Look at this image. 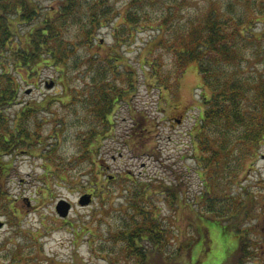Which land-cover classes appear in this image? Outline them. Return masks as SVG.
I'll use <instances>...</instances> for the list:
<instances>
[{
    "label": "trees",
    "instance_id": "obj_1",
    "mask_svg": "<svg viewBox=\"0 0 264 264\" xmlns=\"http://www.w3.org/2000/svg\"><path fill=\"white\" fill-rule=\"evenodd\" d=\"M187 1L0 0V213L11 216L15 209L16 198L9 184L17 169L18 153L39 151L50 161L47 172L70 185L79 183V173L83 178L82 169L69 175L59 156L46 148L49 138L54 143L60 141L68 124V114L58 112L56 105L69 108L74 103L72 73L81 63L94 71L86 90L89 118L86 116V126L78 135L86 165L93 169L97 166L87 175L85 186L96 189H104L117 179L106 177L100 181L96 171L102 164L96 158L100 141L117 130L115 113L124 103L131 115L129 128L123 130L125 144L130 150L136 148L137 155L152 153L150 137L158 132L161 118L145 113L134 101L141 83L138 71H142L144 85L159 88L161 108L168 111L174 83L178 85L186 66L195 63L203 110L190 131L191 152L202 170L200 178L206 188L197 196V202H189L182 195V182L161 181L158 185L152 179L128 178L134 182L133 187H127L129 206L121 224L110 234L123 244L121 257L133 264H154L158 257L159 264H191L198 239L205 236L210 240V231L203 222L208 219L225 232L239 234L237 249L226 263L232 260L230 264H244L255 256L248 228H240L254 206L255 196L248 190L237 195L226 193V187L238 179L264 142V71H254L258 65L264 66V0H216L197 18L182 23L179 19ZM110 25L115 41L107 48L96 40L98 31ZM139 28L156 32L153 43L173 53L175 68L165 72L162 54L157 56L155 49L144 54L139 70L123 56L121 47L131 45ZM98 46L107 48L104 54ZM81 49L86 54H79ZM46 69L55 72L53 78L61 84V92L23 100L25 88L32 80L38 84ZM121 75L124 81L118 82ZM178 105L171 106L178 109ZM47 124L49 129L45 128ZM126 179H122L124 185ZM156 194L166 195L168 202L182 204L194 214L191 220L196 235L179 243L169 255L166 218L161 217L151 198ZM103 214L100 211L95 215ZM96 219L79 224L77 236L88 230L98 237L90 230ZM208 245L205 241L203 253ZM101 249L105 250V245ZM9 250L10 258L20 264L37 258L45 260L35 251L26 255L16 242Z\"/></svg>",
    "mask_w": 264,
    "mask_h": 264
},
{
    "label": "rangeland",
    "instance_id": "obj_2",
    "mask_svg": "<svg viewBox=\"0 0 264 264\" xmlns=\"http://www.w3.org/2000/svg\"><path fill=\"white\" fill-rule=\"evenodd\" d=\"M49 2L46 1L45 4H50ZM210 3L214 5L216 0H188L182 8V16L179 20L185 23L188 18H197ZM112 26L98 31L96 41L107 48H110L115 41ZM139 30L131 45L121 47L123 56L139 70L144 54L155 49L157 56L162 54L161 62L165 72L166 69L175 68L173 53L153 43L156 32L149 28H139ZM107 48L97 47L103 54ZM82 52L86 54L82 49L79 54ZM254 71H264V66L258 65ZM93 72L81 63L72 73L71 86L75 88L76 95L74 103H70L69 108L62 107V104L56 105L58 112L65 111L68 114V124L60 141L56 144L53 138H49L46 147L59 156L69 175L82 169L83 178L79 173V183L70 185L66 180L52 177V173L47 172L51 165L50 161L40 155L39 151L33 154L22 152L15 156L17 169L11 174L9 184L10 192L16 198L15 209L11 216L4 211L3 214L0 213V220L3 222L0 228V264H20L10 258L12 255L9 247L12 242L20 244L28 256L35 251L41 259L45 258L43 261L38 258L31 260L29 264H133L127 258L121 257L123 244L120 240L114 241L110 234L111 230L121 224L120 220L125 216V209L129 206L130 193L127 192V187H133L134 182L128 181V178L137 181L152 179L158 185L161 181H166L168 184L182 182V195L187 197L189 202H197V196L206 188L200 178L202 170L191 152L190 131L198 123L200 112L203 110V105H200V89L197 88L201 80L195 63L186 66L178 85L177 82L174 83L169 94L170 105L166 107L168 111L161 108L159 88L144 85L142 71H138L141 83L134 101L140 108L145 109V113L161 118L158 132L150 137L152 153L137 155L136 148L130 150L125 144L124 132L131 124V115L127 103H124L115 113L117 130L100 141L96 158L102 164L96 171L99 175L98 179L100 181H105L106 177L117 179L104 189L85 186L87 175L97 166L93 169L86 165L87 162L84 161L86 157L81 155L83 153L79 147L81 135L78 133L86 126V116L89 118L86 110L88 99L86 90L94 75ZM53 75H55L53 69L44 70L37 81L38 84L32 80L25 88L22 99H42L55 91L60 93L61 84L54 80ZM169 80L173 81V77ZM117 81H124V77L119 76ZM51 82H54V85L48 87L47 83ZM173 104H179V108H173ZM164 112H168L166 116ZM45 128L49 129L50 124L45 125ZM257 153L255 158L247 161L238 179L226 187V193L237 195L248 190L255 196L249 216L240 225L241 229L248 228L246 231L253 243V250L256 251L255 256L245 260L244 264H264V142ZM83 166L90 169L85 170ZM123 177L127 178L125 185L122 182ZM85 193H90L92 200L87 205H80V197ZM151 198L158 207L157 211H161V217L166 218L165 224L170 233L167 253L173 254L179 243L192 237V234L196 235L195 224L191 220L194 214L183 208L182 204L168 202L166 195L156 194ZM61 200H68L72 204L66 217L60 216L56 208ZM195 206L200 207L199 204ZM100 211L104 213L103 216H96L95 214ZM95 219L96 222L92 224L90 230L99 236H92L91 232L85 230L78 237L79 224L82 222L89 224ZM203 222L210 231V240L205 236L198 239L191 255V264L226 263L237 249L239 234L234 231L225 232L221 225L208 219H204ZM90 239H93L91 244ZM205 241H208L209 245L203 253ZM101 245H105V250L101 249ZM154 260L156 262L154 264L161 262L160 257ZM231 261L226 264H230Z\"/></svg>",
    "mask_w": 264,
    "mask_h": 264
},
{
    "label": "water",
    "instance_id": "obj_3",
    "mask_svg": "<svg viewBox=\"0 0 264 264\" xmlns=\"http://www.w3.org/2000/svg\"><path fill=\"white\" fill-rule=\"evenodd\" d=\"M54 85V82L47 83L48 87ZM92 196L90 193H85L80 197L79 204L80 205H87L91 202ZM58 213L62 217H66L69 215L70 209L72 208L71 202L68 200H61L59 204L56 206ZM3 226V222L0 220V228Z\"/></svg>",
    "mask_w": 264,
    "mask_h": 264
}]
</instances>
